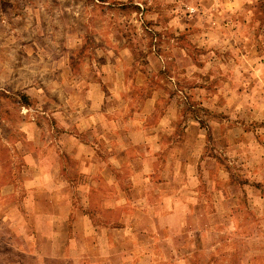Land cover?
I'll return each instance as SVG.
<instances>
[{
    "label": "rangeland",
    "instance_id": "rangeland-1",
    "mask_svg": "<svg viewBox=\"0 0 264 264\" xmlns=\"http://www.w3.org/2000/svg\"><path fill=\"white\" fill-rule=\"evenodd\" d=\"M0 264H264V0H0Z\"/></svg>",
    "mask_w": 264,
    "mask_h": 264
}]
</instances>
